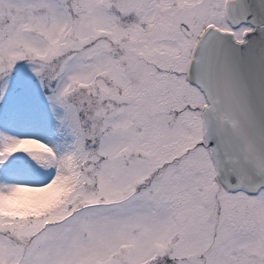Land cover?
Here are the masks:
<instances>
[{
	"label": "snow or ice",
	"instance_id": "1",
	"mask_svg": "<svg viewBox=\"0 0 264 264\" xmlns=\"http://www.w3.org/2000/svg\"><path fill=\"white\" fill-rule=\"evenodd\" d=\"M0 264H264V0H0Z\"/></svg>",
	"mask_w": 264,
	"mask_h": 264
}]
</instances>
